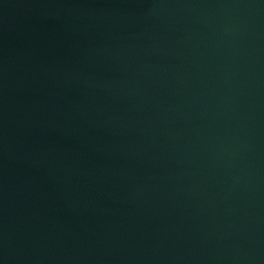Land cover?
Returning <instances> with one entry per match:
<instances>
[{
	"label": "water",
	"instance_id": "obj_1",
	"mask_svg": "<svg viewBox=\"0 0 264 264\" xmlns=\"http://www.w3.org/2000/svg\"><path fill=\"white\" fill-rule=\"evenodd\" d=\"M0 264H264V0H0Z\"/></svg>",
	"mask_w": 264,
	"mask_h": 264
}]
</instances>
